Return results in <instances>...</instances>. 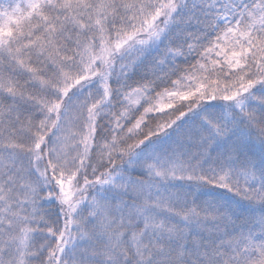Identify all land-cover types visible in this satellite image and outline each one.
<instances>
[{"label": "snow or ice", "instance_id": "1", "mask_svg": "<svg viewBox=\"0 0 264 264\" xmlns=\"http://www.w3.org/2000/svg\"><path fill=\"white\" fill-rule=\"evenodd\" d=\"M0 264H264V0H0Z\"/></svg>", "mask_w": 264, "mask_h": 264}]
</instances>
